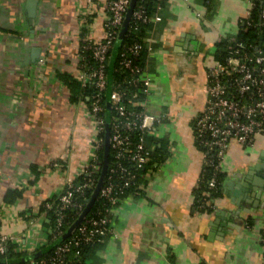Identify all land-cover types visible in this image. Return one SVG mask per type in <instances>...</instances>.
Masks as SVG:
<instances>
[{
  "label": "crops",
  "instance_id": "0c3cea01",
  "mask_svg": "<svg viewBox=\"0 0 264 264\" xmlns=\"http://www.w3.org/2000/svg\"><path fill=\"white\" fill-rule=\"evenodd\" d=\"M106 1L38 0L30 22L28 0H0V224L30 260L56 240L48 205L91 155L89 111L59 75H74L81 35L103 39ZM251 9V0L163 1L146 32L145 106L162 117L151 141L167 155L112 209V233L82 264H264V130L253 144L230 142L220 193L209 208L195 204L206 152L194 121L207 69Z\"/></svg>",
  "mask_w": 264,
  "mask_h": 264
},
{
  "label": "built area",
  "instance_id": "2783aa9c",
  "mask_svg": "<svg viewBox=\"0 0 264 264\" xmlns=\"http://www.w3.org/2000/svg\"><path fill=\"white\" fill-rule=\"evenodd\" d=\"M130 1H106L103 39L97 40L87 34L80 38L74 77L83 87L91 89V94L86 100L82 99V103L89 111L95 136L87 163L74 178L67 181L56 204L48 205L49 208L55 206V239L67 230L64 227L69 211H76L78 216L82 212L89 198L87 192L94 190L101 173L102 159L99 152L104 149L105 142L110 57ZM155 1L152 13L143 0L140 4L137 1L126 34L131 26L133 33L142 25L161 19L159 11L164 0ZM251 1L253 8L254 2ZM83 24H87L86 18ZM144 50L148 55L153 50L146 36L133 38L119 51V67L123 77L116 84L114 81L111 92L112 160L98 195L105 206L98 207L90 216L88 213L69 237L57 244L49 255L33 261V264H64L70 253L80 255L85 244L102 242L112 233V209L140 186L143 172L154 167L157 144L150 139L154 137L156 123L162 117L148 112L145 106L151 90L146 61L140 59ZM230 53L224 63L216 61L207 69L206 102L203 111L194 121L197 142L218 157V167H221L220 160L232 140L242 145L253 144L256 134L264 130V50L259 47L251 53L243 43H238L230 49ZM81 176L82 180L77 181ZM216 184L213 178L209 187L214 188ZM11 241V236L2 232L0 224V260L7 258Z\"/></svg>",
  "mask_w": 264,
  "mask_h": 264
},
{
  "label": "trees",
  "instance_id": "16d2710c",
  "mask_svg": "<svg viewBox=\"0 0 264 264\" xmlns=\"http://www.w3.org/2000/svg\"><path fill=\"white\" fill-rule=\"evenodd\" d=\"M142 0H138V4H140ZM145 3L146 8L152 13L155 10L156 1L155 0H143ZM254 6L251 9V14L244 20L243 25L241 26L239 32L235 37H227L221 40L216 44L215 49V59L218 62L224 63L229 57L230 49L238 45V43H243L245 45V48L248 50V52H254L255 48L259 46L264 50V38L262 39V33L261 28H263L264 24V0H253ZM150 24L142 25L140 29H138L136 32L131 33L132 26L130 28V31L128 34H126L123 43L125 45L128 42H131L133 38H140L143 36H146V32ZM85 31V30H84ZM120 47V49H121ZM120 51V50H119ZM147 51L144 50L141 54L140 59L145 60L147 56ZM119 56V53H118ZM61 80L70 88L72 92V99H87V96L91 94V89L87 87H83L82 84L74 77L72 73H61L60 75ZM123 77V74L119 67V57H117L115 68H114V75H113V88H114V81L116 82ZM104 135V134H103ZM152 138L150 139V141ZM158 145L156 147V150L154 152V159L157 162H162L165 157L166 153L164 151V145L160 141H157ZM199 144V143H198ZM200 145V144H199ZM201 146V145H200ZM201 148L204 149L206 152V162L204 165V168L202 170V174L200 177L199 187H198V194L195 200V204L200 209L209 208V205L207 202L210 198H212L215 195H218L220 193V188L224 179V173L221 171L220 167H218L219 159L217 156H213L210 152L206 151L204 147L201 146ZM100 158L103 159V148L99 152ZM110 160H112V153L110 152ZM154 160V161H155ZM215 178L216 179V186L214 188L209 187V182ZM82 180V176L77 179V181ZM93 189H90L87 192V197H90ZM137 189H135L136 191ZM9 201H12V199L7 198ZM58 200H56L57 202ZM55 203V201H54ZM56 204V203H55ZM104 202L102 199L97 198L95 204L91 208V211L89 212V216L96 210L98 207H104ZM46 209V207H44ZM48 216L50 218V223L52 226V229L54 230L55 226V206H53L50 209H47ZM78 217V214L74 210H70L69 214L66 217L65 227L64 229H67L71 223L76 220ZM54 233L51 234V236ZM55 241V240H54ZM62 242V241H61ZM100 242H95L92 244H85L81 248V254L76 255L73 253H70L66 259V262L64 264H82L84 259L86 258V255L95 247L99 246ZM55 246L49 250V251H40V253L35 254L30 259H27L25 256L19 255L15 253L11 247L8 251V255L6 258V261L4 264H30L31 261H36L38 259H41L42 257H45L49 255L53 250Z\"/></svg>",
  "mask_w": 264,
  "mask_h": 264
},
{
  "label": "water",
  "instance_id": "95a60500",
  "mask_svg": "<svg viewBox=\"0 0 264 264\" xmlns=\"http://www.w3.org/2000/svg\"><path fill=\"white\" fill-rule=\"evenodd\" d=\"M138 0H131L130 5L128 8V11L126 13L123 25L120 29V32L118 34L117 40L114 44V47L112 49L111 57H110V63H109V70H108V87L106 92V126H105V142H104V149H103V159H102V168L101 173L99 176V179L97 181V184L91 193L90 197L87 199L86 206L82 210V212L79 214L76 220H74L71 225L67 228V230L55 241L51 242L49 246H47L44 251L51 250L54 246L59 244L61 241L69 237L72 232L80 225V223L84 220V218L87 216L93 205L95 204L99 192L104 184L108 165L110 162V121H111V114H112V106H111V92L113 89V75H114V68L115 63L118 57V53L120 50V47L123 43V40L126 36V33L128 31L131 18L134 12V9L136 7ZM38 0H28V9H29V17L30 22L33 21V18L36 16V7H37ZM262 39L264 38V35L262 34ZM259 46L256 47L258 49ZM40 253V252H39ZM0 264H4L3 261H0Z\"/></svg>",
  "mask_w": 264,
  "mask_h": 264
},
{
  "label": "rangeland",
  "instance_id": "374dc122",
  "mask_svg": "<svg viewBox=\"0 0 264 264\" xmlns=\"http://www.w3.org/2000/svg\"><path fill=\"white\" fill-rule=\"evenodd\" d=\"M216 60V59H215Z\"/></svg>",
  "mask_w": 264,
  "mask_h": 264
}]
</instances>
